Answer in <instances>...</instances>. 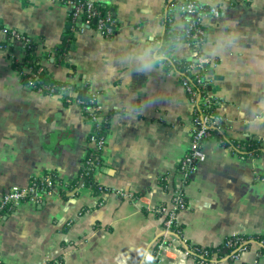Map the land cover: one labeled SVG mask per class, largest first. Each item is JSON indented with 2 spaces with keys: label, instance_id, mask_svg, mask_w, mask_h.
Returning a JSON list of instances; mask_svg holds the SVG:
<instances>
[{
  "label": "crops",
  "instance_id": "1",
  "mask_svg": "<svg viewBox=\"0 0 264 264\" xmlns=\"http://www.w3.org/2000/svg\"><path fill=\"white\" fill-rule=\"evenodd\" d=\"M91 1L110 10L115 34L104 38L78 24L68 53L57 61L53 52L64 40L67 5L0 0V26L33 39V59L47 80L73 89L69 103L61 94L31 90L20 77L28 69L23 45L14 41L0 51V198L44 174L61 183L78 175L92 131L75 103L80 92L94 95L109 120L103 167L94 180L111 190L79 184L70 191L57 184L38 205L7 207L0 214V263L197 264L179 250L158 255L161 217L153 212L170 202L193 131V109L179 78L158 56L172 0ZM198 2L219 11L217 18L201 17L200 50L209 61L205 75L219 103L221 136L237 146L222 147L216 137L202 142L205 160L184 187L187 207L176 215L184 250L213 248L232 235H264V151L247 156L245 144L255 139L264 149V0ZM169 22L182 31L186 20L174 12ZM170 55L194 57L183 41ZM259 247L251 243L236 260L207 264H264Z\"/></svg>",
  "mask_w": 264,
  "mask_h": 264
},
{
  "label": "built area",
  "instance_id": "2",
  "mask_svg": "<svg viewBox=\"0 0 264 264\" xmlns=\"http://www.w3.org/2000/svg\"><path fill=\"white\" fill-rule=\"evenodd\" d=\"M68 7V18L70 19L71 26L74 32L78 24L81 27H91L92 30L103 36L104 38H111L117 28V21L112 16L111 12H106L102 17L95 10L93 2L91 0L80 3L69 0H59ZM177 12L183 15L186 22L189 24V28L194 29L191 34H187V37L191 43H187L193 52V60L190 64H183L181 69L172 68L176 72L181 87L187 97L189 104L193 109V131L190 140L188 152L181 159L179 166L176 170V178L173 186L171 187V198L169 204H161L153 209L154 214L161 217V225L159 231V243H158V255L159 253L166 251L167 249L179 250L183 256L198 258L197 264H207L211 261H216L215 255H212L208 259L207 253H200V250L194 251L193 249H183V242L180 238V232L173 229L176 222V215L179 211L185 209L184 199V187L188 183L191 175L196 170V167L205 160V154L202 150V142L210 138L216 137V133L220 134L223 131V120L214 113V109L219 105L218 101L213 98L208 90V82L206 79V67L209 61L201 54V46L204 41L205 31L199 26L201 25V17L203 15H211L215 18L219 17V11L215 8H207L202 6L198 0H172L169 1L166 6V20L170 21V13ZM169 15V16H168ZM85 16V20L81 21V17ZM164 19V20H165ZM198 25V26H197ZM0 33L7 39L11 36L13 42H20L24 50L30 43L28 39L22 38L19 33L14 29L0 28ZM5 42V41H4ZM9 44L0 43V51L7 50ZM171 53H162L158 56H162V60L178 61L174 59ZM30 72V69L21 71L20 75ZM34 74V73H33ZM26 85L32 89V82L27 80ZM61 94L65 100V93L69 92V87L61 88ZM35 92L44 94L48 92V95H54L53 89L49 87L38 88ZM67 96V95H65ZM74 100V99H73ZM70 102V100H66ZM90 102L93 104L89 109L87 119L91 126L98 121L97 116L94 113L101 112V107L97 104L94 95ZM75 103L79 106L80 112L82 111L83 98L75 99ZM104 121V120H103ZM106 123V120H105ZM99 130L92 129L90 137V148L93 152L86 158L82 167L88 173L96 174L100 171V160L102 152L105 148L106 138L98 137ZM224 137V136H223ZM218 143L222 147L228 146V140L224 137L223 140H218ZM228 143V144H226ZM51 177L49 175H42L31 179L30 183L25 188L12 187L0 198V214L9 206L18 205L20 203H32L34 205L40 204L44 198L54 191L52 186ZM163 182H166L164 179ZM101 191L111 192L110 189H102ZM232 235L224 240V248L226 253L220 259L236 260L241 253L247 250L244 245L247 243L244 239H239ZM250 244L254 243L252 240L248 241Z\"/></svg>",
  "mask_w": 264,
  "mask_h": 264
},
{
  "label": "trees",
  "instance_id": "3",
  "mask_svg": "<svg viewBox=\"0 0 264 264\" xmlns=\"http://www.w3.org/2000/svg\"><path fill=\"white\" fill-rule=\"evenodd\" d=\"M69 1H73V2H80V3H85L89 0H69ZM93 2V1H92ZM94 8L95 10L99 13V16L102 17L104 15V13L106 12H110V10L107 7H103L101 5H98L97 3L93 2ZM81 21L85 20V16L81 17ZM164 24V33L163 36L161 38V41L159 43V50L162 53H171L172 49L174 48V45L177 42L183 41L186 43H191V41L189 40V38L187 37V34H191L193 32L194 29L189 28V24L187 22H185V26L184 29L182 31H175L172 30L170 27V22H168L166 19L163 21ZM198 26V25H197ZM201 29H203L202 26H199ZM0 28H5L0 26ZM73 27L71 26V22L70 19L68 18V25H67V29L65 32V36H64V40L62 42V45L56 49H54V58L59 61L60 59H62L69 51L70 46L73 42V34H74V30L72 29ZM76 28V27H74ZM17 31V30H16ZM19 33V35L24 38V39H28L29 40V44L26 46L25 48V55H24V64L26 65L27 68L30 69V72L25 73L23 75H20L22 81L24 82V84L27 83V80L30 79V81L32 82L33 86L32 89L33 91H36L38 88H44V87H49L51 89H53V94H59L61 91V88H66L68 86H70V84H64V83H59V82H54V81H49L47 80L45 74L43 71H41V69L39 68V63H36V61H34L33 56L37 47L36 42L27 37L24 34H21L19 31H17ZM116 32V31H115ZM114 32V34H115ZM2 44H9V46H11L13 44V40L12 37L10 36L7 41L3 42ZM193 60V59H192ZM192 60H183V61H170V60H162L164 63H166L167 65H169L171 68H175L180 70L181 66L183 64H190V62H192ZM22 68V67H21ZM18 71L20 70V66L18 65L17 67ZM23 72V71H22ZM21 73V72H20ZM34 73V74H33ZM48 92H44V95H48ZM93 95L91 94H86L84 99H83V105H82V111L81 114L85 117L88 116L89 114V109L92 108L93 104L90 102L91 98ZM65 102L66 100H70L71 101V97L69 96H65ZM68 103V102H66ZM214 113H215V109H214ZM97 118H98V122L96 124H94L92 126V129H98L99 133L97 134V138L98 137H103L106 138V131L109 127V120L108 118L103 115L102 111L98 112V113H94ZM104 120V121H103ZM106 120V123H105ZM92 134L89 135L88 137V142H90V137ZM216 138L218 140H223V137L216 133ZM228 143L232 144L233 146H237V143H234L232 141H228ZM226 143V144H228ZM246 153L248 154L247 156H257L260 155V153H262L264 151V149H262V146L260 144L259 141L255 140V139H251L246 141ZM93 152L92 149H89L86 156L83 158L82 164L84 163V161L86 160V158L89 156V154ZM100 167H103V160L101 158L100 160ZM46 174H44L45 176ZM49 175V174H47ZM51 177V182H52V186L55 187L57 184L58 185H62L65 184L67 186V188L71 191H74L75 189H77L79 187V184H82L86 187L91 188L92 190H94L95 192H98L100 189V187L97 185V183L94 180V176L95 174L93 173H88L85 171L84 167H82L78 172V175L65 183H61L60 181H58L56 178L53 177V175H49ZM163 186H168L166 182H161ZM60 195L64 196V192L60 191ZM185 205H186V200L184 199ZM173 229L176 231H180L179 228L177 227L176 222L174 223ZM236 238L239 239H244L247 241V243L244 245V247L247 248V250L250 247V243L248 242L249 240H252L254 243H258L259 244V254L260 255H264V235H254V236H244V235H236ZM189 249H193L194 251H198L200 250V253H207L208 255V259L207 261H209V258L212 255L216 256V259H220L225 253L226 250L224 248V241L221 245L213 247V248H209V247H199V246H191L189 247ZM191 257V256H190ZM194 259V258H193ZM198 258L195 257V261H197ZM1 264V263H0ZM47 264H57L56 261H52V262H48Z\"/></svg>",
  "mask_w": 264,
  "mask_h": 264
},
{
  "label": "water",
  "instance_id": "4",
  "mask_svg": "<svg viewBox=\"0 0 264 264\" xmlns=\"http://www.w3.org/2000/svg\"><path fill=\"white\" fill-rule=\"evenodd\" d=\"M72 93H73V89L70 90L69 92L65 93V95H67V96H72ZM84 97H85V95H84L83 92H80V93L78 94V99H79V98H83V99H84Z\"/></svg>",
  "mask_w": 264,
  "mask_h": 264
}]
</instances>
